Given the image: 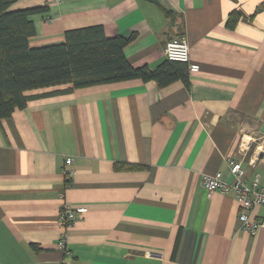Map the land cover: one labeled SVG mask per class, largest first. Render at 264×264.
<instances>
[{
	"label": "crops",
	"instance_id": "1",
	"mask_svg": "<svg viewBox=\"0 0 264 264\" xmlns=\"http://www.w3.org/2000/svg\"><path fill=\"white\" fill-rule=\"evenodd\" d=\"M156 1L10 6L48 7L32 17L31 47L99 24L107 37L135 33L123 48L134 67L157 66L165 43L185 36L199 69L188 86L99 84L31 98L0 119V264H264V229L241 231L235 192L209 195L203 185L216 171L231 182L227 157L248 183L264 184V9L253 14L264 0ZM232 10L239 19L229 28ZM63 204L86 211L60 249ZM263 214L252 210L254 220Z\"/></svg>",
	"mask_w": 264,
	"mask_h": 264
},
{
	"label": "trees",
	"instance_id": "2",
	"mask_svg": "<svg viewBox=\"0 0 264 264\" xmlns=\"http://www.w3.org/2000/svg\"><path fill=\"white\" fill-rule=\"evenodd\" d=\"M16 1L0 0V119L24 108L31 98L99 84L140 79L154 80L164 86L180 79L189 85L185 62L165 59L153 68L134 67L127 61L123 48L135 38V33L107 37L99 24L68 29L63 42L31 47L28 38L35 32L32 17L46 12L48 7L10 10ZM262 9L264 1L253 14ZM162 11L170 14L163 8ZM238 19L239 13L232 10L226 25L234 28ZM37 90L45 91L33 94ZM114 167L116 170L145 168L130 163H116Z\"/></svg>",
	"mask_w": 264,
	"mask_h": 264
},
{
	"label": "built area",
	"instance_id": "3",
	"mask_svg": "<svg viewBox=\"0 0 264 264\" xmlns=\"http://www.w3.org/2000/svg\"><path fill=\"white\" fill-rule=\"evenodd\" d=\"M163 51L166 59L185 62L189 72L198 71L199 65L189 60V43L185 36L167 41ZM71 161V158H66L65 164H70ZM226 163L232 174L231 182L223 179L221 171L208 174L203 180V185L208 194L210 195L215 190L227 192L232 189L240 204L238 212L239 229L245 233H254L258 228L264 229V214L260 220L252 218V210L255 207L264 208V184H260L258 177L248 183L240 161L227 157ZM85 211L86 208L81 206L71 207L68 204L61 206L58 218L61 223L62 233L57 239L58 248H65L66 240L64 234L66 229L76 220L78 214Z\"/></svg>",
	"mask_w": 264,
	"mask_h": 264
}]
</instances>
